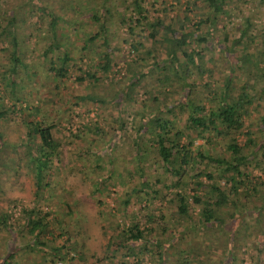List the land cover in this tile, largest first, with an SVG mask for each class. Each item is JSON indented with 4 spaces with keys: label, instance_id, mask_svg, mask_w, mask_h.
Instances as JSON below:
<instances>
[{
    "label": "rangeland",
    "instance_id": "1",
    "mask_svg": "<svg viewBox=\"0 0 264 264\" xmlns=\"http://www.w3.org/2000/svg\"><path fill=\"white\" fill-rule=\"evenodd\" d=\"M131 1L0 0V261L158 264L156 256H140L134 254L136 251L130 255L119 248L110 251L107 244L109 240L115 243L117 234L134 221L140 225L145 221L147 226L146 219L151 218L154 221L150 226L155 230L151 235L161 234L160 238L170 240L176 250L197 242L200 253L196 264L264 262L263 253H254L264 223L253 229L257 223L252 210L263 200L264 184L250 192L252 197L239 219L240 224L246 223L247 231L252 230L251 235L244 240L236 238L240 246L229 256L225 253L226 227L212 226L203 232L189 228L184 231L181 223L176 229L168 227V214L174 205L169 195L153 190L171 180L153 154L154 132L142 131L140 140L137 138V157L133 146L140 116L150 118L158 113L173 122L167 135L180 129L183 133L179 144L190 140V150L202 146L226 157L225 146L232 139L245 153L257 147L264 138V129H260L264 98L257 100L258 86L264 85V77H260L264 72V0H232L227 14L213 24L211 45L199 43L187 49L199 52L195 62L204 70L198 75L194 65L190 66L193 72L185 78L188 87L178 72L167 70L168 59L161 49L156 47L151 54L139 57L142 48L133 51L129 45L146 35V19L155 16H176L184 21V31L192 30L197 17L191 11L195 8L190 4L186 8L188 0H138L144 6L138 23L137 14L131 13ZM129 15L131 19L124 22ZM100 24L104 26L101 35L86 43V37L92 36ZM204 30L206 27L201 26L199 32ZM103 39L112 49L111 66L106 72L95 66L105 48ZM237 39L239 44L233 46ZM64 49L69 61L64 75L57 77L53 71L59 67L57 60ZM253 73L257 76L249 79ZM164 74H169L171 80L159 86L158 80ZM227 77L231 94L243 93L246 82L256 90L241 130L230 138L223 133L206 130L198 134L195 129H186L189 109H181V103L189 100L202 108L196 115L207 114L215 109ZM128 79L130 90L125 87ZM37 124L50 126L57 142L56 151L47 156V161H37L42 155L31 128ZM246 138L253 139L251 144L244 143ZM256 159L255 155L249 156L246 174L248 179L257 176L264 181V171L254 167ZM194 162L204 171L209 167L199 159ZM186 177L180 180L186 193H198L194 181ZM201 180L206 182L205 178ZM142 181L151 183L153 190L148 189L147 195L140 189ZM219 210L226 221L234 213L233 205ZM196 211L189 209L192 220ZM161 212L165 217L160 216ZM38 216L47 225L41 232L31 231L28 220ZM183 219L186 223L190 220ZM163 222L166 229L160 233ZM238 229L237 237L242 236ZM55 246H59L60 259H51L50 250ZM164 252L163 264L175 263L176 255Z\"/></svg>",
    "mask_w": 264,
    "mask_h": 264
},
{
    "label": "trees",
    "instance_id": "2",
    "mask_svg": "<svg viewBox=\"0 0 264 264\" xmlns=\"http://www.w3.org/2000/svg\"><path fill=\"white\" fill-rule=\"evenodd\" d=\"M232 0H188L186 2V8L192 5L195 9L191 13L196 16L195 28L192 30L184 31L183 23L181 19L175 17L159 18L155 16L150 19H146L144 24L145 30L147 31L145 36H139L133 39V42L129 45L133 51L142 48V52L138 55L142 57V54H151L153 50L158 47L163 51L165 56L168 59L167 70L172 74H180V78L183 80L185 87H188V83L185 78H188L192 74L190 69L191 65L195 67V73L198 75L204 73V70L200 64H197L195 61L199 55V52H196L193 49L187 50L191 45H196L199 43H204L206 46H210V39L212 36V29L214 22L221 16L226 15L228 12V4ZM67 2V1H66ZM143 3V2H142ZM138 0H132L131 13L133 11L137 14L136 22L140 23L141 19L139 18L144 12V6ZM197 3H200L201 6ZM204 8L203 11L197 10L198 8ZM167 11V9L165 10ZM94 18H97L93 15ZM124 20L126 22L128 19H131V16ZM143 19V16L141 17ZM201 26H205L206 30L199 32ZM104 26L100 24L97 27V30L92 33V36H87L85 41L90 42L95 39V37L101 35L103 32ZM226 38V33L223 36ZM240 37H242L240 35ZM240 39L234 41L233 46L239 44ZM148 43L147 46L146 43ZM102 44L105 46L104 51L98 57V60L95 64L97 70L106 72L111 66V52L112 49L107 45L106 40H102ZM59 45V43H56ZM83 47V46H82ZM61 57L57 60L59 62V67L53 71L56 73L57 77H62L65 73V65L69 61V56L65 49L63 50ZM229 63H232L231 56H228ZM248 57L246 58V60ZM183 61V62H182ZM50 64H53L49 60ZM154 66L158 67L159 64L153 62ZM50 70L54 68L50 67ZM142 75V74H141ZM257 76L253 73L249 76V79ZM87 77L94 78V75L87 74ZM229 77V76H228ZM226 83L222 87L219 99L214 110H210L207 114L201 116L196 115V112L200 107L191 103V101H184L181 103L182 108H188L189 114L185 118V128L186 129H195L199 131L198 134L202 131H211L212 133H223L230 138L233 137L235 132H239L242 128V119L246 116L251 109V106L255 99V91L250 89L246 83H243L244 91L243 93H232L229 86L228 78ZM260 77H264V72ZM129 80V79H128ZM132 80V79H131ZM169 74H164L163 78L158 80V85L161 86L164 83L170 81ZM125 85L126 90H130V86ZM247 89H246V88ZM259 88V97L258 101H261L264 98V85L258 86ZM185 91L186 88H185ZM187 93V92H186ZM185 93V94H186ZM202 111V108L200 109ZM192 112L195 116L192 115ZM261 130L264 129V107L263 112L261 113ZM173 126L171 119L161 118L158 113H154L149 117L140 116V121L138 123L137 129L135 131V136L133 139V146L135 148V156L139 155L140 150L137 148V138L140 140L142 131L154 132V156L157 157V161L160 162V169L162 172L169 177L171 182L168 184H163L158 187L156 190H153L150 186L149 181L141 182V190L144 194L147 195V190H153L161 192L163 195H169V201L173 203V210L170 211L168 216V227L176 229L177 225L181 223L182 230L186 231L188 228L197 231H204L209 227H226L228 232L224 235V240L226 243L225 253L229 256L232 254V251L239 248V243L236 242V238L243 239L246 236L251 235V231H247L246 223L240 224V217L243 215V208L245 203L250 201L252 194L250 192L256 191L261 185L264 184V181L260 178H249L246 174V162L250 155H255L257 157L254 167L261 171H264V138L261 137V141L258 143L257 147L253 150H247L246 153L243 151L241 144L235 140H230L226 143L227 156L223 157L219 154H214L207 147L204 150L202 146L196 147L194 150H190V140L186 144H179V139L182 136V131L176 129L172 132L171 136H168L167 133L170 131L169 127ZM33 132L36 133L39 144L41 155L37 158L38 160H46L47 156L56 151L57 142L53 139L50 126H43L37 124L36 126L31 127ZM197 134V135H198ZM207 138V137H206ZM253 139L246 138L245 144H251ZM205 141H208L205 139ZM108 147V146H107ZM204 162L205 166H208L206 171H204L199 164H196L194 161L198 160ZM40 170V168H39ZM39 175V174H38ZM187 175V179H192L194 181V188L199 189L198 193H192L189 195L186 193L185 189L181 186L180 180L183 176ZM205 178L206 182H203L201 179ZM252 179V180H251ZM223 180L222 184L220 183ZM155 182L153 181L152 184ZM174 188V189H173ZM168 192V190H172ZM262 201L260 203L254 204L252 210L254 212V222L257 224L253 227L258 229L257 225H260L261 222L264 223V218L262 216V210H264V195L261 193ZM233 205L234 213L230 216L228 221L225 220L219 209H227L229 206ZM196 208L195 218L192 220L190 217L189 209ZM30 213V212H29ZM28 213V214H29ZM160 216L165 217L163 212ZM38 216L37 218H30L28 221L31 223V231L41 232V229L46 227V223L43 222V217ZM184 217H189L190 220L188 223L183 219ZM3 220L5 216L2 217ZM166 219V218H165ZM238 219V222H236ZM154 220L151 218L146 219V222L149 225H145V221L140 225L137 221H134L132 225L121 230L118 234V240L112 242V240L107 241L109 250L114 251L113 249L119 248L123 253H128L130 255L136 251L134 254L138 255H148L149 258L156 256L158 264H163L166 259V254L164 251L174 253L176 258L174 259L173 264H196L198 262V253L200 249L197 247V242L193 243L191 246L185 248H179L172 245L170 240L161 239V234L156 237L151 235V232L155 231L153 226ZM166 221V220H165ZM165 224H161L160 233L165 232ZM157 224H154V227ZM160 225V223H159ZM157 227V226H156ZM240 227L241 235H237V229ZM262 227V226H259ZM239 230V229H238ZM175 231V230H173ZM36 232V233H37ZM260 235L258 237V245L256 246L254 253L260 254L263 253L264 258V231L260 229ZM60 235V234H59ZM59 246L53 247L50 250L51 259H60L57 257V249ZM172 250H174L172 252ZM205 253V252H204ZM207 254V253H206ZM242 261V257H240ZM6 261L1 260L0 264H5ZM259 264H264L262 259L258 260Z\"/></svg>",
    "mask_w": 264,
    "mask_h": 264
}]
</instances>
